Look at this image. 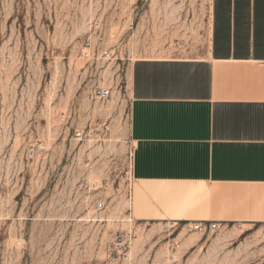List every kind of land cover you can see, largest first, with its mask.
I'll list each match as a JSON object with an SVG mask.
<instances>
[{
	"label": "rangeland",
	"instance_id": "obj_1",
	"mask_svg": "<svg viewBox=\"0 0 264 264\" xmlns=\"http://www.w3.org/2000/svg\"><path fill=\"white\" fill-rule=\"evenodd\" d=\"M210 27L211 0H0V264H264V223L144 218L131 177L132 63L200 56ZM88 36L110 55L84 58Z\"/></svg>",
	"mask_w": 264,
	"mask_h": 264
},
{
	"label": "crops",
	"instance_id": "obj_2",
	"mask_svg": "<svg viewBox=\"0 0 264 264\" xmlns=\"http://www.w3.org/2000/svg\"><path fill=\"white\" fill-rule=\"evenodd\" d=\"M130 83L144 218L264 223V0H211L206 51L137 58Z\"/></svg>",
	"mask_w": 264,
	"mask_h": 264
},
{
	"label": "built area",
	"instance_id": "obj_3",
	"mask_svg": "<svg viewBox=\"0 0 264 264\" xmlns=\"http://www.w3.org/2000/svg\"><path fill=\"white\" fill-rule=\"evenodd\" d=\"M81 54L84 58L92 60L95 58H100L102 56H109L110 53L107 50L99 52L96 55L93 40L91 36L84 38L80 45ZM95 96L99 99H107L112 94V89L110 87H98L95 89ZM42 150L41 147L31 150V156L35 157L37 153ZM131 177L133 175L131 174ZM130 197L132 198V191H130ZM102 207L103 205L100 204ZM189 230H195L200 232L215 231L220 228L221 223L214 221H190L185 222ZM131 237L129 233L126 232H116L113 234L112 241L109 242L106 246V251L112 261L120 260L121 258H128L130 249H131Z\"/></svg>",
	"mask_w": 264,
	"mask_h": 264
},
{
	"label": "bare ground",
	"instance_id": "obj_4",
	"mask_svg": "<svg viewBox=\"0 0 264 264\" xmlns=\"http://www.w3.org/2000/svg\"><path fill=\"white\" fill-rule=\"evenodd\" d=\"M145 186V185H144ZM152 187V186H151ZM152 189V188H151ZM146 190V189H145Z\"/></svg>",
	"mask_w": 264,
	"mask_h": 264
}]
</instances>
